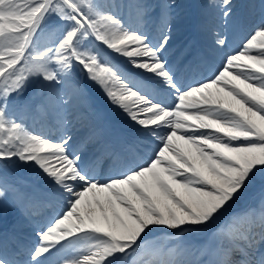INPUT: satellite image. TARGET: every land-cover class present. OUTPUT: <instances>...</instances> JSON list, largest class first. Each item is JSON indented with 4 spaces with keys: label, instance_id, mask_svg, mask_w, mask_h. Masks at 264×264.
Instances as JSON below:
<instances>
[{
    "label": "snow or ice",
    "instance_id": "1",
    "mask_svg": "<svg viewBox=\"0 0 264 264\" xmlns=\"http://www.w3.org/2000/svg\"><path fill=\"white\" fill-rule=\"evenodd\" d=\"M179 7L0 0V264H264V0Z\"/></svg>",
    "mask_w": 264,
    "mask_h": 264
}]
</instances>
